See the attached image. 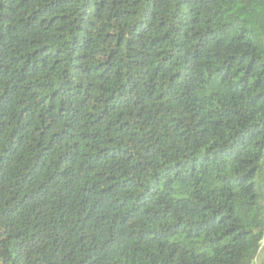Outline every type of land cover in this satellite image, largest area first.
<instances>
[{"label":"trees","instance_id":"16d2710c","mask_svg":"<svg viewBox=\"0 0 264 264\" xmlns=\"http://www.w3.org/2000/svg\"><path fill=\"white\" fill-rule=\"evenodd\" d=\"M0 264H264V0H0Z\"/></svg>","mask_w":264,"mask_h":264}]
</instances>
